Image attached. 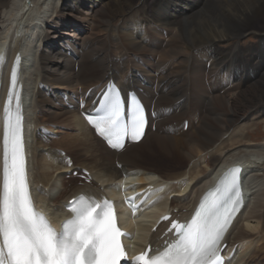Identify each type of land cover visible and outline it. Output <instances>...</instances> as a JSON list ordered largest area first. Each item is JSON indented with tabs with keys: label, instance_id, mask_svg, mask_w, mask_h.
Wrapping results in <instances>:
<instances>
[{
	"label": "bare ground",
	"instance_id": "bare-ground-1",
	"mask_svg": "<svg viewBox=\"0 0 264 264\" xmlns=\"http://www.w3.org/2000/svg\"><path fill=\"white\" fill-rule=\"evenodd\" d=\"M24 1L0 0V94L18 56L26 170L36 206L55 222L77 194L112 195L123 181L153 179L122 173L155 172L169 181L160 206L125 226L141 233L138 247L144 248L161 233L148 239L149 222L165 203L182 215L238 167L245 205L222 242L227 254L237 247L233 264H264V140L247 141L243 133L258 121L264 125V30L255 27L264 0ZM246 35L258 44L242 46ZM112 81L125 91L143 89L154 114L143 139L120 153L104 147L78 114L81 103L89 105ZM151 148L173 166L144 165ZM69 163L89 171L91 184L65 182ZM244 245L249 252L241 251Z\"/></svg>",
	"mask_w": 264,
	"mask_h": 264
},
{
	"label": "snow or ice",
	"instance_id": "snow-or-ice-1",
	"mask_svg": "<svg viewBox=\"0 0 264 264\" xmlns=\"http://www.w3.org/2000/svg\"><path fill=\"white\" fill-rule=\"evenodd\" d=\"M3 59L0 56V61ZM16 82L14 69L13 89ZM12 99L10 90L4 107L0 161V264H121L122 258H126L121 238L130 237L118 227L110 201L77 197L66 206L72 217L62 223L60 231L35 209L26 171L19 93L15 94L14 111ZM133 100L127 121L119 95H106L101 103L103 115L88 117L113 148H123L126 137L139 140L143 135L144 112L139 102ZM239 171L230 169L222 177L202 199L190 222H172L169 231H174L176 238L166 243L162 251L151 256L146 251L131 264H224L220 243L242 204ZM128 202L135 212L134 198Z\"/></svg>",
	"mask_w": 264,
	"mask_h": 264
},
{
	"label": "rangeland",
	"instance_id": "rangeland-1",
	"mask_svg": "<svg viewBox=\"0 0 264 264\" xmlns=\"http://www.w3.org/2000/svg\"><path fill=\"white\" fill-rule=\"evenodd\" d=\"M263 25H264V16L261 15L259 22L257 23L255 27L261 32L264 30ZM239 42L244 47L258 44V40L253 35L251 36L246 35L242 37V39H240ZM257 60L260 61L259 58H257ZM263 126H264L263 123H261V121H258L255 123L253 127H248L246 131L243 132L245 139L247 141L251 140L252 142H256V143L262 142L264 140V127ZM144 160H145V162L143 163L144 165L160 167L162 169L170 168L173 166L172 161H170L169 159H166L160 153H155V151H153L152 148H151V151L148 154H146V156H144ZM243 252H248V250L243 249Z\"/></svg>",
	"mask_w": 264,
	"mask_h": 264
},
{
	"label": "water",
	"instance_id": "water-1",
	"mask_svg": "<svg viewBox=\"0 0 264 264\" xmlns=\"http://www.w3.org/2000/svg\"><path fill=\"white\" fill-rule=\"evenodd\" d=\"M25 4H28V0H25V2H24Z\"/></svg>",
	"mask_w": 264,
	"mask_h": 264
}]
</instances>
